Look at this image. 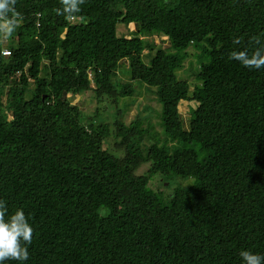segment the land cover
<instances>
[{
    "label": "trees",
    "instance_id": "obj_1",
    "mask_svg": "<svg viewBox=\"0 0 264 264\" xmlns=\"http://www.w3.org/2000/svg\"><path fill=\"white\" fill-rule=\"evenodd\" d=\"M60 7L17 0L23 20L0 35V200L34 228L23 264L264 255V68L229 59L264 46V0H85L72 17ZM155 33L167 47L144 44ZM85 100L97 103L83 114ZM180 101L193 103L186 124ZM153 175L181 184L155 191Z\"/></svg>",
    "mask_w": 264,
    "mask_h": 264
},
{
    "label": "clouds",
    "instance_id": "obj_2",
    "mask_svg": "<svg viewBox=\"0 0 264 264\" xmlns=\"http://www.w3.org/2000/svg\"><path fill=\"white\" fill-rule=\"evenodd\" d=\"M85 0H60L61 7L56 11L60 15L72 17L81 12ZM17 0H0V35L7 40L9 35L19 27L23 20L16 8ZM258 43V42H257ZM229 59L240 62L248 69L264 68V46L230 53ZM79 94L71 95L70 101L75 103ZM76 97V99H75ZM34 228L29 223L23 209L9 214L6 201L0 200V264L6 260H14L23 264L29 259L28 245L32 244ZM242 264H264V255L251 250L239 253Z\"/></svg>",
    "mask_w": 264,
    "mask_h": 264
},
{
    "label": "rangeland",
    "instance_id": "obj_3",
    "mask_svg": "<svg viewBox=\"0 0 264 264\" xmlns=\"http://www.w3.org/2000/svg\"><path fill=\"white\" fill-rule=\"evenodd\" d=\"M129 27L132 28L133 26L131 25ZM126 30H127V28L123 24H119L118 25V32L119 33L126 32ZM164 40H165V38L162 35L158 34V33H155L152 36L147 37L146 39L145 38L143 39L144 44L146 43V41L149 44H151L152 42H155L156 44H161V45H164L165 47H167L168 42H166V40L165 41ZM190 52L192 54L194 51L191 49ZM143 53L145 55L148 54L147 48L144 49ZM189 59H187L185 61V65H188L187 61ZM123 69H125V68L123 67ZM126 69H128V67H126ZM43 75H44L43 71H40L39 76L42 77ZM188 75H189V72L188 71H184L183 76L185 77V76H188ZM118 76L124 77V75H122L121 73ZM119 80H120V78H119ZM120 81L123 82L125 80H123L121 78ZM192 81H195V80H192ZM139 90H140V94L138 95V99L141 100L142 102H147V104H149L153 108V110H151V112H150V119L154 123L155 129L159 130L160 127L156 124V122L158 121V117L156 115V111H158L160 109V106L154 100H150L149 101V100H147V98H145V96L147 94H145L143 86H141L139 88ZM194 92L195 93H200L201 96L205 95L201 91L196 90V89H194ZM70 99H71V97H70ZM96 103L97 102L95 100H92V101L91 100L90 101H88V100L81 101L80 102V107L83 110V114H85L88 111L93 110L95 108V106H96ZM192 105H193L192 101H180V103L178 105L179 111H180V113H182V116L184 118L185 124L187 123V118L189 116V109H190V106H192ZM135 112H136L135 105H131L128 108V110L125 113V115H124V119L126 120V122H129V120L133 117ZM98 131L100 132L101 135L108 136L107 125L98 126ZM170 182H171V184L169 182H166L165 180H162L159 175H153V176H150L148 185L155 191L159 190V191H162L164 193H167L168 191H170V189H171V187L173 185L177 186V185L181 184V179H179L177 177H174L173 179L170 180Z\"/></svg>",
    "mask_w": 264,
    "mask_h": 264
},
{
    "label": "crops",
    "instance_id": "obj_4",
    "mask_svg": "<svg viewBox=\"0 0 264 264\" xmlns=\"http://www.w3.org/2000/svg\"><path fill=\"white\" fill-rule=\"evenodd\" d=\"M125 69H126V67H125ZM120 73H121L122 75H124V77L119 76L120 80H121V78H122L123 80H125V81H123V82H127V83L131 82V75H130V74H127V73H124V72H119V74H120ZM78 98H79V96H78ZM78 98H77V101H76V102H78ZM75 99H76V97H75Z\"/></svg>",
    "mask_w": 264,
    "mask_h": 264
},
{
    "label": "built area",
    "instance_id": "obj_5",
    "mask_svg": "<svg viewBox=\"0 0 264 264\" xmlns=\"http://www.w3.org/2000/svg\"><path fill=\"white\" fill-rule=\"evenodd\" d=\"M2 52H3V54H5V55H8V54H9V51H8L7 49H4Z\"/></svg>",
    "mask_w": 264,
    "mask_h": 264
}]
</instances>
